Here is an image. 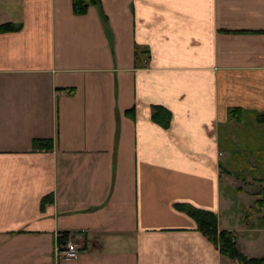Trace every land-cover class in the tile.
Returning <instances> with one entry per match:
<instances>
[{
  "label": "crops",
  "instance_id": "1",
  "mask_svg": "<svg viewBox=\"0 0 264 264\" xmlns=\"http://www.w3.org/2000/svg\"><path fill=\"white\" fill-rule=\"evenodd\" d=\"M99 2L0 0V264H238L179 204L264 257V0Z\"/></svg>",
  "mask_w": 264,
  "mask_h": 264
},
{
  "label": "trees",
  "instance_id": "2",
  "mask_svg": "<svg viewBox=\"0 0 264 264\" xmlns=\"http://www.w3.org/2000/svg\"><path fill=\"white\" fill-rule=\"evenodd\" d=\"M99 7V0H72V10L75 15H83L87 10L92 7ZM20 27L7 23L0 25V33H9L19 30ZM245 112L238 108L229 109L228 120L236 123L243 121ZM151 119L164 129H167L170 125L171 115L162 107H153L151 113ZM255 122L264 125V114L254 115ZM32 149L36 152L50 151L52 149L51 140L34 139L32 141ZM52 198L44 197L41 200V207L46 203H51ZM255 204L264 209V202L257 201ZM175 208L190 217L196 224L197 231L200 232L214 247H216L219 253L231 260L238 262V264H264V257L261 258H247L241 254L238 250L235 236L232 232L220 230L218 227L217 216L209 211L195 208L188 204H179ZM67 233L58 235L57 242L64 244L67 241Z\"/></svg>",
  "mask_w": 264,
  "mask_h": 264
},
{
  "label": "built area",
  "instance_id": "3",
  "mask_svg": "<svg viewBox=\"0 0 264 264\" xmlns=\"http://www.w3.org/2000/svg\"><path fill=\"white\" fill-rule=\"evenodd\" d=\"M80 252L81 249L67 239L64 244L56 243L54 256L55 258L76 259Z\"/></svg>",
  "mask_w": 264,
  "mask_h": 264
},
{
  "label": "rangeland",
  "instance_id": "4",
  "mask_svg": "<svg viewBox=\"0 0 264 264\" xmlns=\"http://www.w3.org/2000/svg\"><path fill=\"white\" fill-rule=\"evenodd\" d=\"M253 139V138H252ZM254 140V139H253ZM251 145V147H253V143H251L250 144ZM255 146V145H254ZM249 158H253V160L255 161L256 160V158H258V156H249V155H246V156H244L243 157V159H246V161H245V165H248L247 164V162H248V159ZM245 167V168H244ZM234 174V176H235V178H240V177H243V176H249L250 175V178L252 177H254V178H256L257 177V174L255 173V172H253V174H251L250 172H248V166H240V167H238V171H236V172H234L233 173ZM226 193V192H225ZM256 205V204H255ZM237 206L239 207L240 205H239V203L237 204ZM257 206V205H256ZM260 208V207H259ZM67 238H68V235H67ZM73 244H75V243H73ZM76 245V244H75ZM77 246V245H76Z\"/></svg>",
  "mask_w": 264,
  "mask_h": 264
}]
</instances>
